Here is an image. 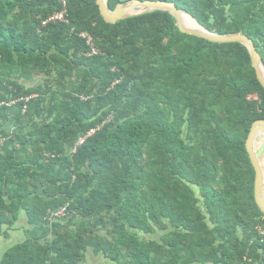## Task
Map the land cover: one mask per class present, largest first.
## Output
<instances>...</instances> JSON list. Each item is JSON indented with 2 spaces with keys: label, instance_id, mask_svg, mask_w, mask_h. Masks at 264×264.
I'll return each instance as SVG.
<instances>
[{
  "label": "trees",
  "instance_id": "obj_1",
  "mask_svg": "<svg viewBox=\"0 0 264 264\" xmlns=\"http://www.w3.org/2000/svg\"><path fill=\"white\" fill-rule=\"evenodd\" d=\"M139 1L248 36L264 64V0ZM66 2L67 21L43 26L58 0H0V225L22 211L66 222L1 264H80L89 248L118 264H263L246 142L264 88L249 49L185 34L167 11L108 24L97 0Z\"/></svg>",
  "mask_w": 264,
  "mask_h": 264
},
{
  "label": "water",
  "instance_id": "obj_2",
  "mask_svg": "<svg viewBox=\"0 0 264 264\" xmlns=\"http://www.w3.org/2000/svg\"><path fill=\"white\" fill-rule=\"evenodd\" d=\"M108 0H97L101 16L108 24H117L121 20L142 14L144 12L167 11L170 12L177 20L178 27L181 32L193 35L213 43H241L246 46L251 54L252 66L256 71L259 83L264 88V64L262 58L252 39L239 33L228 36H220L210 33L202 27L193 17L179 10L174 3L162 1H139L133 0L122 3L110 11L107 5ZM191 19L193 26L186 24L185 20ZM264 120L256 121L252 128L249 138L246 142L247 154L255 169V200L264 214ZM222 253H220V256ZM223 264V263H220ZM264 264V263H263Z\"/></svg>",
  "mask_w": 264,
  "mask_h": 264
},
{
  "label": "crops",
  "instance_id": "obj_3",
  "mask_svg": "<svg viewBox=\"0 0 264 264\" xmlns=\"http://www.w3.org/2000/svg\"><path fill=\"white\" fill-rule=\"evenodd\" d=\"M246 9V8H245ZM244 8L235 10V14H240L245 10ZM234 15V14H233ZM2 144L0 145V154L2 153ZM81 220H74V225L76 227H71V229H86L94 227H81L85 224H81ZM66 222H64L65 224ZM76 223V224H75ZM79 223V224H77ZM88 223V222H87ZM63 221L53 220L47 227H38L30 224L28 216L25 211L20 213L18 221L13 227H8L6 225H0V264L5 258L6 253L19 245H22L30 240L38 241L44 243L46 240H52L57 231L64 229L65 227H60ZM63 224V225H64ZM80 264H118L107 258L103 253H98L93 248H89L85 252L83 261Z\"/></svg>",
  "mask_w": 264,
  "mask_h": 264
},
{
  "label": "built area",
  "instance_id": "obj_4",
  "mask_svg": "<svg viewBox=\"0 0 264 264\" xmlns=\"http://www.w3.org/2000/svg\"><path fill=\"white\" fill-rule=\"evenodd\" d=\"M61 4H62V11L60 13H57L55 15H53L49 20L43 22V26H45L47 23L49 22H58V21H67L66 20V13H67V0H58ZM81 37L86 41L87 45L91 47L92 49V54H97L98 53V49L96 47V45L94 44V39L88 34V33H82ZM249 100L251 101H259V98L257 95L254 96H250ZM91 134V133H90ZM1 144V142H0ZM67 214V208L66 207H62L60 208L58 211L50 212V219H60L65 217Z\"/></svg>",
  "mask_w": 264,
  "mask_h": 264
},
{
  "label": "bare ground",
  "instance_id": "obj_5",
  "mask_svg": "<svg viewBox=\"0 0 264 264\" xmlns=\"http://www.w3.org/2000/svg\"><path fill=\"white\" fill-rule=\"evenodd\" d=\"M185 22H186V24H188L189 26H193V22L191 21V19H186ZM262 141H264V139H263Z\"/></svg>",
  "mask_w": 264,
  "mask_h": 264
},
{
  "label": "rangeland",
  "instance_id": "obj_6",
  "mask_svg": "<svg viewBox=\"0 0 264 264\" xmlns=\"http://www.w3.org/2000/svg\"><path fill=\"white\" fill-rule=\"evenodd\" d=\"M192 21V20H191ZM89 223V222H88ZM90 224V223H89ZM83 226H89V225H83Z\"/></svg>",
  "mask_w": 264,
  "mask_h": 264
}]
</instances>
